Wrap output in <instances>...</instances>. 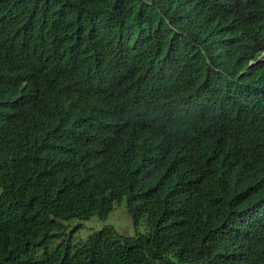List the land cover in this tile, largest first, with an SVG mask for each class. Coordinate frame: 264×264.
<instances>
[{
	"label": "trees",
	"instance_id": "obj_1",
	"mask_svg": "<svg viewBox=\"0 0 264 264\" xmlns=\"http://www.w3.org/2000/svg\"><path fill=\"white\" fill-rule=\"evenodd\" d=\"M0 264H264V0H0Z\"/></svg>",
	"mask_w": 264,
	"mask_h": 264
},
{
	"label": "rangeland",
	"instance_id": "obj_2",
	"mask_svg": "<svg viewBox=\"0 0 264 264\" xmlns=\"http://www.w3.org/2000/svg\"><path fill=\"white\" fill-rule=\"evenodd\" d=\"M64 223L68 226L69 230L79 224L81 225L78 232L75 233L74 242L85 239L91 232L100 229L106 224L113 225L117 232L124 236H132L138 232H145L148 228L145 220L138 226H135L132 216L127 209L125 199L116 203L106 220H101L97 216H92L89 219L74 218L70 221H64ZM68 233L67 231V234ZM58 241L59 240L55 239L50 242V245L55 246Z\"/></svg>",
	"mask_w": 264,
	"mask_h": 264
}]
</instances>
